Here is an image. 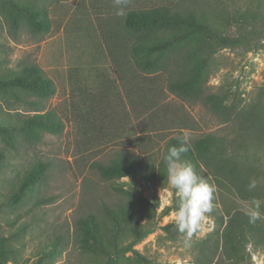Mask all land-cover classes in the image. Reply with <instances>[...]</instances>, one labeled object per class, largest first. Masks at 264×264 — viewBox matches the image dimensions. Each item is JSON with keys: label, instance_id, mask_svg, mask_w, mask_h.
Wrapping results in <instances>:
<instances>
[{"label": "rangeland", "instance_id": "rangeland-1", "mask_svg": "<svg viewBox=\"0 0 264 264\" xmlns=\"http://www.w3.org/2000/svg\"><path fill=\"white\" fill-rule=\"evenodd\" d=\"M14 1L42 10L51 28L36 35L25 26L14 30L10 19L0 12V75L26 64L39 66L55 86V94L46 101V111H54L64 129L58 136L45 135L39 143L29 142L21 134L12 147L0 139V235L10 250L8 264H77L78 253H68L76 222L89 213L103 219L104 208L116 210L131 200L113 191L93 165L108 163L118 153L138 155L145 137L154 146L147 158L156 162L162 158L163 137L182 135V130H188L190 140L211 133L236 145L245 143L251 153L253 147H264V138L239 116L254 102L264 106V40L258 47L253 45L250 52L226 49L214 56L207 93L220 94L224 87L238 102L237 115L226 120L211 111L203 99L181 100L163 85L159 105L165 109L158 113L163 123L154 122L153 129L143 107L147 105V93L139 92V105L134 109L140 112L134 114L126 98V85L107 81L114 75L101 30L119 18L115 0ZM164 5L197 10L209 5L244 13L254 10L256 4L254 0H124L125 12ZM261 10L264 12V0ZM0 113L6 117L9 113L16 120L17 115L28 114L29 108L0 100ZM261 156L264 162V153ZM37 162L49 166L45 181L17 203L11 202L9 199L20 191L24 175ZM122 181L126 189L137 190L136 209L146 214L140 226L153 225L154 232L124 255L120 264H195L216 251L220 240L209 212L189 237L175 227L172 213L178 201L173 189L159 180L154 189L138 178ZM166 198L168 204L163 206ZM56 238L64 239L63 251L43 260L42 248ZM250 248L253 255H258L259 264H264V247ZM246 264H253L251 254Z\"/></svg>", "mask_w": 264, "mask_h": 264}, {"label": "trees", "instance_id": "trees-1", "mask_svg": "<svg viewBox=\"0 0 264 264\" xmlns=\"http://www.w3.org/2000/svg\"><path fill=\"white\" fill-rule=\"evenodd\" d=\"M254 4V10L244 13L209 5L203 10L164 5L126 11V15L119 16L114 25L106 23L101 30L114 75V79L107 80L108 83L126 85V98L134 114L140 112L134 109L139 105V92L147 93L149 98H145L147 105L143 107L153 129L154 122L163 123L158 116L165 109L159 105L160 96L165 91L163 85L169 94L181 100L203 99L215 114L226 117V120L232 118L239 113L238 102L231 99L224 87L220 94L207 93V85L216 53L226 49L250 52L253 45L258 47L264 40L262 0H254ZM0 5V12L10 19L14 30L25 26L33 35L50 31V22L42 10H34L14 0H0ZM54 94V83L36 64L22 65L1 74L0 100L29 108V113L17 115L16 120L9 113L8 117L0 113V139L12 147L20 134L34 143L41 142L48 134L60 135L63 122L54 111H46L45 107L46 101ZM263 114L264 106L257 101L239 116L250 122L254 131L264 138ZM180 136H164L163 153L170 146L179 147ZM249 136L252 135L249 133ZM190 145L182 159L193 166L198 176L208 178L215 186L209 214L214 219L220 240L210 258L195 264H246L250 257L249 247L255 250L264 247V162L261 156L264 147H253L251 153L248 144L236 145L233 140L227 141L211 133L190 140ZM153 147V141L145 137L138 155L118 153L108 163L93 165L113 191L131 200L120 204L116 210L104 208L103 219L89 213L76 222L72 248L68 253H78L77 264H120L124 255L154 232L153 225L140 226L146 214L136 209L137 190L126 189L122 181L134 177L147 183L151 189L155 188L157 180L167 186L163 159L156 162L147 158ZM48 171L46 163H35L24 175L18 195L9 200L17 203L36 184L45 181ZM253 178L257 186L250 190L249 182ZM257 199L262 201L261 215L253 221L248 209ZM155 207L152 208L153 215L156 214ZM63 241V238H56L44 246L43 260L62 252ZM8 248L5 238L0 235V264L9 263ZM85 253L89 254L86 258L83 257Z\"/></svg>", "mask_w": 264, "mask_h": 264}, {"label": "clouds", "instance_id": "clouds-1", "mask_svg": "<svg viewBox=\"0 0 264 264\" xmlns=\"http://www.w3.org/2000/svg\"><path fill=\"white\" fill-rule=\"evenodd\" d=\"M118 7L117 15H126L124 0H115ZM180 146H170L162 153L163 164L166 168L164 183L174 190L178 207L172 213L176 229L191 236L201 224L206 213L212 210L215 186L198 176L193 166L182 159V154L189 151L190 135L188 130H182L179 137ZM257 181L253 178L249 182V189H254ZM262 201L253 200L248 209L250 218L255 221L261 215Z\"/></svg>", "mask_w": 264, "mask_h": 264}, {"label": "built area", "instance_id": "built-area-1", "mask_svg": "<svg viewBox=\"0 0 264 264\" xmlns=\"http://www.w3.org/2000/svg\"><path fill=\"white\" fill-rule=\"evenodd\" d=\"M165 204H168V199L166 198V199H164V200H162V205L164 206ZM248 252H250V254L252 255V262H253V264H259V261H258V255L257 254H252L251 253V248L249 247L248 248Z\"/></svg>", "mask_w": 264, "mask_h": 264}]
</instances>
